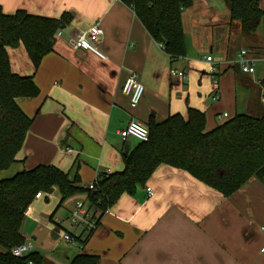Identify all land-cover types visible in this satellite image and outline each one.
<instances>
[{
	"label": "crops",
	"instance_id": "obj_1",
	"mask_svg": "<svg viewBox=\"0 0 264 264\" xmlns=\"http://www.w3.org/2000/svg\"><path fill=\"white\" fill-rule=\"evenodd\" d=\"M260 4L264 9V0ZM0 7L8 14L72 15L37 69L22 44L8 47L13 72L33 75L39 93L17 99L32 124L16 161L0 170V179L48 164L87 187L107 170H123L125 154L140 142L120 135L133 118L145 125L161 123L196 108L205 113L208 131L238 114L264 110L263 63L251 74L237 61L243 48L264 59V19L254 34L242 36L227 0H196L183 10L186 52L177 58L122 0H0ZM97 21L106 59L70 44ZM174 70L187 77L173 76ZM132 73L145 87L134 108L122 91ZM78 202L98 214L87 206L86 192L63 202L56 187L36 196L21 226L32 251L44 248L55 264H70L78 254L97 256V264H264V182L257 177L226 197L189 172L162 164L145 185L123 193L101 214L90 235L69 220ZM64 234L77 244L58 253Z\"/></svg>",
	"mask_w": 264,
	"mask_h": 264
},
{
	"label": "trees",
	"instance_id": "obj_2",
	"mask_svg": "<svg viewBox=\"0 0 264 264\" xmlns=\"http://www.w3.org/2000/svg\"><path fill=\"white\" fill-rule=\"evenodd\" d=\"M122 1L134 10L154 40L172 58L185 55L182 12L196 0ZM227 1L232 20L240 23L242 36L254 34L264 19L260 0ZM71 18L69 14L57 19L24 10L8 14L0 7V170L10 168L16 161L32 124V117L22 110L17 99L39 93L33 75L13 72L8 47L22 44L37 69L43 57L53 50L57 31ZM261 84L264 88V79ZM146 126L149 140L140 141L125 154L122 171L101 173L95 190L80 185L77 176L72 179L68 173L48 164L0 179V264H55L38 251L22 257L11 252L26 242L21 226L28 207L40 192H49L53 187L58 189L61 202L86 192L89 208L98 213V224L101 214L123 193H135L162 164L189 172L226 197L252 177L264 182V113L261 116L238 114L206 131L205 113L189 108L186 116L177 113L161 123L150 122ZM98 261L97 256L78 254L70 264H97Z\"/></svg>",
	"mask_w": 264,
	"mask_h": 264
},
{
	"label": "built area",
	"instance_id": "obj_3",
	"mask_svg": "<svg viewBox=\"0 0 264 264\" xmlns=\"http://www.w3.org/2000/svg\"><path fill=\"white\" fill-rule=\"evenodd\" d=\"M58 35H61V32H58ZM104 35V30L99 21L91 24L87 29L79 32L75 35L71 40L70 44L76 49L88 50L95 53L98 57L102 59H106L107 55L100 50V44L102 41V37ZM207 61H212L213 57L211 55H207ZM238 63L240 65L241 70L244 73H255L257 69V64L261 61L264 65V59H257L249 53L248 49L243 48L238 53ZM213 71H216V68H212ZM173 76L186 78L187 75L183 71L174 70L171 72ZM122 91L125 95L128 96L130 100L131 107H137L140 103L145 87L144 84L141 83L135 73H132L130 77L125 81L122 87ZM218 95L215 96L217 98ZM227 113H224L223 116L227 117ZM120 135L123 139H126L129 136H134L140 141H148L149 140V129L148 127L137 119H132L128 125L120 131ZM110 173V171H106ZM88 188L95 190L96 189V180L90 182ZM148 195L151 196L153 194V189L151 187H147ZM98 218V214L91 213L89 209L85 208L84 204L78 202L76 205V209L73 210L69 216V220L71 223L79 224L89 232L91 229L96 227V221ZM264 229V227H263ZM63 238L66 241H72L74 237L69 234H64ZM32 251V243L25 242L22 243L12 249V254L15 256L22 257L26 253ZM264 251V247L262 248Z\"/></svg>",
	"mask_w": 264,
	"mask_h": 264
},
{
	"label": "rangeland",
	"instance_id": "obj_4",
	"mask_svg": "<svg viewBox=\"0 0 264 264\" xmlns=\"http://www.w3.org/2000/svg\"><path fill=\"white\" fill-rule=\"evenodd\" d=\"M252 52V51H251ZM252 54L253 55H251V56H253V57H255V58H260L261 56H258V55H256L255 53H253L252 52ZM264 113V110L261 112V113H256L255 115L256 116H261L262 114ZM87 204V206H89V203H86ZM92 210V209H91ZM66 217V216H65ZM61 241V245L60 246H58V253H62L63 252V250H64V248H65V246H75L76 244H77V241L73 238V240L71 241V242H66L64 239L63 240H60ZM26 242H29L28 240H26ZM42 252H45V249L44 248H42L41 249V254H43ZM44 255V254H43Z\"/></svg>",
	"mask_w": 264,
	"mask_h": 264
},
{
	"label": "water",
	"instance_id": "obj_5",
	"mask_svg": "<svg viewBox=\"0 0 264 264\" xmlns=\"http://www.w3.org/2000/svg\"><path fill=\"white\" fill-rule=\"evenodd\" d=\"M50 191H53V188Z\"/></svg>",
	"mask_w": 264,
	"mask_h": 264
}]
</instances>
